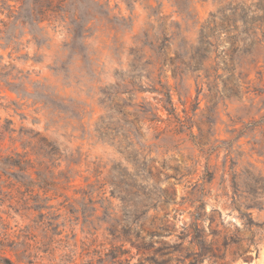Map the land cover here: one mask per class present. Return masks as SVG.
Listing matches in <instances>:
<instances>
[{
    "label": "rangeland",
    "instance_id": "374dc122",
    "mask_svg": "<svg viewBox=\"0 0 264 264\" xmlns=\"http://www.w3.org/2000/svg\"><path fill=\"white\" fill-rule=\"evenodd\" d=\"M39 20L0 0V151L45 177L0 178L1 252L264 264V0H68Z\"/></svg>",
    "mask_w": 264,
    "mask_h": 264
},
{
    "label": "trees",
    "instance_id": "16d2710c",
    "mask_svg": "<svg viewBox=\"0 0 264 264\" xmlns=\"http://www.w3.org/2000/svg\"><path fill=\"white\" fill-rule=\"evenodd\" d=\"M25 4L26 0H21ZM28 1V0H27ZM33 5V12L37 11L40 21L51 20L52 18H58L61 10L66 8L68 0H31ZM66 10V9H65ZM68 10H66L67 12ZM42 18V19H41ZM30 22L37 21L36 18H27ZM78 19V18H77ZM167 96L171 98L169 92ZM41 170L35 169L31 159L21 153H15V155H3L0 151V178L6 177L3 180L4 183L8 182L11 178L18 182L21 187L27 189L39 186L40 180L45 177L42 176ZM0 263L1 264H15L11 258L1 252L0 248ZM32 263V262H30ZM88 264H94V259H90Z\"/></svg>",
    "mask_w": 264,
    "mask_h": 264
}]
</instances>
